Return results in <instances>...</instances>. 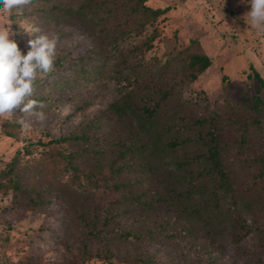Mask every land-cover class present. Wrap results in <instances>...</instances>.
Returning <instances> with one entry per match:
<instances>
[{
	"label": "rangeland",
	"instance_id": "rangeland-1",
	"mask_svg": "<svg viewBox=\"0 0 264 264\" xmlns=\"http://www.w3.org/2000/svg\"><path fill=\"white\" fill-rule=\"evenodd\" d=\"M83 1L0 0V172L17 151L36 145L34 153L22 157L14 178L20 191L0 178V264H142L134 259L138 257H150L155 264H264V237L259 230H264V216L249 212L242 217L248 226L254 225L253 230L240 242L231 239L229 224L208 230L173 213L181 220L177 226L192 228V237L177 243L159 237L131 238L112 247L115 257H105L104 241L86 236L78 214L84 208L90 220L95 204L108 206L115 196L99 190L92 200L66 201L70 175L52 155L56 149L46 145L79 131L101 140L106 136L107 141L124 136L135 116L119 118L109 111L110 105L122 101L133 83L168 88L178 81L179 67L173 59L192 41L199 43L211 66L182 90L176 89V98L191 104L200 96L219 105L224 101L250 105L257 96L264 125V0H146L147 6L166 12L140 35L108 36L100 33L98 21L78 13ZM153 34L149 50L140 53L142 43ZM91 50L104 57L99 74L69 84L49 82L34 90V101L24 98L26 104L20 105L26 82L11 68L19 64L21 55L76 59ZM170 102L161 110L164 118L174 106ZM201 112L189 107L183 114L191 119ZM224 138L229 145L234 142L232 128L224 129ZM61 148L82 146L68 142ZM228 154L234 159L237 150L230 148ZM168 162L164 159L154 172L157 181L176 177ZM238 181L245 188L247 176ZM48 187L56 197L32 204ZM165 213L159 210L141 221L126 215L115 221L125 230L145 232Z\"/></svg>",
	"mask_w": 264,
	"mask_h": 264
},
{
	"label": "trees",
	"instance_id": "trees-1",
	"mask_svg": "<svg viewBox=\"0 0 264 264\" xmlns=\"http://www.w3.org/2000/svg\"><path fill=\"white\" fill-rule=\"evenodd\" d=\"M165 12V9L147 6L146 0H84L78 7L80 15L98 21L100 33L104 36L127 32L140 35ZM155 37L156 34L149 36L138 51L149 50ZM23 56H20L19 64L11 68L14 75L26 82L20 105L26 104L24 98L34 101V90L49 82L69 84L77 78L85 80L99 74L104 59L96 50L76 59L47 60L34 56L23 59ZM142 58L136 63L139 68L143 64ZM173 60L177 61L180 75L174 84L166 88L133 83L122 101L110 105L109 111L119 118L135 116L131 118L134 124L124 136L107 141L106 136L101 140L79 131L68 137L51 139L46 144L49 149H56L52 155L70 175L66 180L70 187L65 194L66 201L92 200L99 190L115 196L111 197L108 206L95 204L90 220L84 208L78 214L86 236L104 241L105 257H115L117 242L131 238L153 240L159 237L177 243L192 237V228L177 226L176 222L181 220L174 218L173 213L186 223L200 222L208 230L229 224L234 242H240L253 230L254 225L248 226L243 219V212L264 216L261 99L254 96L250 105L227 101L219 105L200 96H196L192 104L180 101L175 90H182L184 85L203 75L211 66V60L197 41H192ZM170 101L174 106L164 118L161 110L167 108ZM13 107L11 104L10 109ZM189 107L200 108L202 112L187 119L183 113ZM229 127L236 135L231 145L224 138V129ZM5 135L12 137L10 132ZM68 142H78L82 148H61ZM35 147L31 144L24 151H17L0 172V178L6 180L13 190L20 191L14 178L20 171L22 157L34 153ZM230 148L237 150L234 159L229 158ZM166 158H169L168 163H171L176 177L157 181L154 172H158ZM240 176L248 179L243 189L238 181ZM37 195L40 200H32V204H44L47 199L50 201L52 189L48 187ZM159 210L167 214L145 232L125 230L115 221L126 215L141 221ZM259 230L264 237V230ZM134 259L142 264H155L150 257Z\"/></svg>",
	"mask_w": 264,
	"mask_h": 264
}]
</instances>
